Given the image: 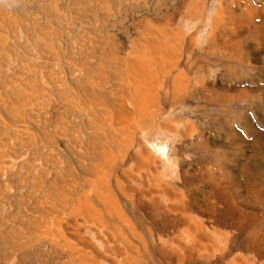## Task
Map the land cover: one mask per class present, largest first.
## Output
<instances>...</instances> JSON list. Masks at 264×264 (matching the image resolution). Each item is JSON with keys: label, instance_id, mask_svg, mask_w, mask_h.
Segmentation results:
<instances>
[{"label": "rangeland", "instance_id": "1", "mask_svg": "<svg viewBox=\"0 0 264 264\" xmlns=\"http://www.w3.org/2000/svg\"><path fill=\"white\" fill-rule=\"evenodd\" d=\"M0 264H264V0H0Z\"/></svg>", "mask_w": 264, "mask_h": 264}, {"label": "bare ground", "instance_id": "2", "mask_svg": "<svg viewBox=\"0 0 264 264\" xmlns=\"http://www.w3.org/2000/svg\"><path fill=\"white\" fill-rule=\"evenodd\" d=\"M172 50H173V49H172ZM165 60H166V59H165ZM166 61H167V60H166ZM143 62H145V61H144V59L142 58V61L140 62V65H142ZM145 65H146V64H145ZM145 76H147V75L145 74ZM180 89H182V88H180ZM178 91H179V90H178ZM180 91H181V90H180ZM180 91H179V93H180ZM137 94H138V93H137ZM136 96H138V95H136ZM141 106H142V105H141ZM139 111H140V110H139ZM140 112H141V111H140ZM150 114H151V113H150ZM157 114H158V113H157Z\"/></svg>", "mask_w": 264, "mask_h": 264}]
</instances>
